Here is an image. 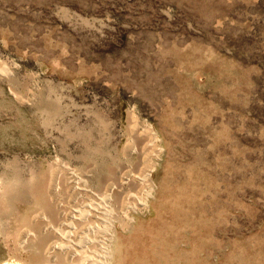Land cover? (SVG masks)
<instances>
[{
  "label": "rangeland",
  "instance_id": "rangeland-1",
  "mask_svg": "<svg viewBox=\"0 0 264 264\" xmlns=\"http://www.w3.org/2000/svg\"><path fill=\"white\" fill-rule=\"evenodd\" d=\"M55 167L140 200L100 264H264V0H0V263L61 245Z\"/></svg>",
  "mask_w": 264,
  "mask_h": 264
},
{
  "label": "bare ground",
  "instance_id": "bare-ground-1",
  "mask_svg": "<svg viewBox=\"0 0 264 264\" xmlns=\"http://www.w3.org/2000/svg\"><path fill=\"white\" fill-rule=\"evenodd\" d=\"M153 152H155V150ZM147 170L148 167L145 171L138 168L134 172H130V170L126 169L123 173L117 174V177L121 176L126 181H131L133 177H138L140 183L144 180V175ZM109 177V179L105 180L106 185L102 186V189L99 187L100 190L92 191L74 175V171L64 173L61 169L55 167L52 172L48 173L47 177H43L44 179L41 183L38 182V184L34 185L33 190L31 188L34 204H39L36 208L38 211L35 214L42 218H46L50 214H56L58 216V236L61 243L58 247L48 249V254H42L43 250L41 249L42 251H40L38 248L37 251L39 250V252H37V254L35 252V254H40L35 264H100V259L91 257L92 244L98 239L99 235L97 232L101 233L102 236L108 234V229H110L111 226L110 217L112 215L116 216L117 223L120 226L124 224L123 216L124 211L127 210L128 204L134 201H140L139 198L133 197L134 188L131 189V185L125 186L123 183L116 184L112 180V176ZM12 179L15 178L12 177ZM9 180H11V178ZM4 182L5 181L0 183V202H2V204L11 199L9 194H14L15 192V190L12 192L6 185L7 182ZM11 183L12 182L9 184ZM4 205L6 210L10 211L12 206H10V204L6 205V203ZM42 230L43 229H41L39 237L37 236L36 239L31 237L35 234L30 230L26 232H31L33 235L27 236L25 234L26 232L24 233V230L21 229L22 232L19 236L22 239L21 241H26L32 250H36L34 246L36 241V244L41 245L43 243L44 245V237L46 234H42ZM52 232L55 233L56 231L52 230ZM103 239L104 238H101L100 240L101 248L103 246ZM56 242L57 241H53V244L50 243L49 245L55 246L54 243ZM45 246L48 247V244ZM60 247L61 249H59ZM25 262L21 264H29ZM0 264L17 263L5 262Z\"/></svg>",
  "mask_w": 264,
  "mask_h": 264
}]
</instances>
